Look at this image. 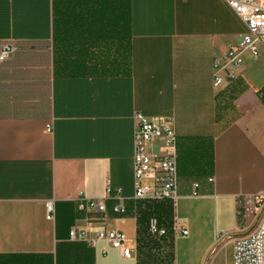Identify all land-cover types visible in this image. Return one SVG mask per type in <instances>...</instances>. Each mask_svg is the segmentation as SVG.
<instances>
[{
	"label": "crops",
	"instance_id": "obj_1",
	"mask_svg": "<svg viewBox=\"0 0 264 264\" xmlns=\"http://www.w3.org/2000/svg\"><path fill=\"white\" fill-rule=\"evenodd\" d=\"M245 31L225 0H0V52L15 48L0 61V264H233L264 204V56L219 88L213 65ZM137 113L178 135L167 241L133 208ZM75 227L123 231L136 256L72 241Z\"/></svg>",
	"mask_w": 264,
	"mask_h": 264
},
{
	"label": "built area",
	"instance_id": "obj_2",
	"mask_svg": "<svg viewBox=\"0 0 264 264\" xmlns=\"http://www.w3.org/2000/svg\"><path fill=\"white\" fill-rule=\"evenodd\" d=\"M227 5L245 24L246 31L240 34L238 41L233 44L222 59L214 61L213 86L221 87L234 77L232 68L244 64L247 56L258 59L264 56V0H225ZM15 48L5 45L0 52V61L7 60ZM136 133L134 137L133 166L134 190L137 200H168L175 204L179 183L178 175V135L173 118L159 121L151 120L142 113L134 117ZM47 132L52 128L48 126ZM199 185L196 184L195 187ZM114 190L110 185L106 189V199L112 198ZM119 200L114 207L116 214H125V198L122 191L115 192ZM80 211L96 210L104 213L106 206L100 200H90L83 196L78 198ZM46 217L54 221L56 216L55 202L46 203ZM151 233L158 237L167 235V230L158 225L156 219L150 221ZM180 234L186 236L188 231L183 229ZM223 237V234L221 235ZM72 241H84L91 247L106 243L118 250L121 256L131 260L136 256L135 247L127 245L128 236L120 230L99 232L96 237H90L77 227L70 231ZM107 250H103L106 254ZM233 264H264V204L260 211L258 223L248 233L239 235L233 240Z\"/></svg>",
	"mask_w": 264,
	"mask_h": 264
},
{
	"label": "trees",
	"instance_id": "obj_3",
	"mask_svg": "<svg viewBox=\"0 0 264 264\" xmlns=\"http://www.w3.org/2000/svg\"><path fill=\"white\" fill-rule=\"evenodd\" d=\"M128 208V206H127ZM134 211L138 214L139 229L142 227L146 228L149 235L158 238L159 240L167 241L170 236L172 229L173 220V205L171 201L163 200H144L133 203ZM128 211V210H127ZM151 219H156L159 227L165 228L167 230V235L163 237L155 236L150 230ZM150 235V236H151Z\"/></svg>",
	"mask_w": 264,
	"mask_h": 264
},
{
	"label": "rangeland",
	"instance_id": "obj_4",
	"mask_svg": "<svg viewBox=\"0 0 264 264\" xmlns=\"http://www.w3.org/2000/svg\"><path fill=\"white\" fill-rule=\"evenodd\" d=\"M226 251H227L226 247L220 248L218 256H219V258L221 260H225L226 259Z\"/></svg>",
	"mask_w": 264,
	"mask_h": 264
}]
</instances>
